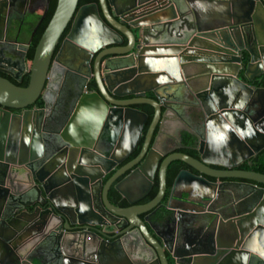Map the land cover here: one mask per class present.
<instances>
[{
  "label": "water",
  "instance_id": "1",
  "mask_svg": "<svg viewBox=\"0 0 264 264\" xmlns=\"http://www.w3.org/2000/svg\"><path fill=\"white\" fill-rule=\"evenodd\" d=\"M78 1L57 0L12 75L27 72L25 87L0 77V264H264V175L237 169L264 149V87L250 85L264 76V0ZM182 113L198 158L162 159ZM175 161L195 173L168 189ZM211 179L231 180L222 190L238 198L224 242L193 208L216 198ZM181 217L196 235L173 247L158 230Z\"/></svg>",
  "mask_w": 264,
  "mask_h": 264
},
{
  "label": "flooded vegetation",
  "instance_id": "2",
  "mask_svg": "<svg viewBox=\"0 0 264 264\" xmlns=\"http://www.w3.org/2000/svg\"><path fill=\"white\" fill-rule=\"evenodd\" d=\"M56 2L57 0H0V58L7 60V62L0 61V77L7 78L10 81L14 82L16 85L19 84L13 80L12 75H17V73L19 72L20 66L22 65L23 56L26 64L27 53L31 45V41L34 36V33L36 32L39 23L47 13L48 8L50 12L53 8H55ZM38 17H40V19H38ZM95 56L96 54L93 55L90 61L91 66ZM26 67H28L27 64ZM83 71H86V69H83ZM25 74H27V72H25L23 76ZM261 77L259 79L252 81L250 85L256 88L254 84L257 81L261 80ZM95 88L96 85L93 79H90L87 83L86 90L90 92L92 90H95ZM73 91H75L73 87L71 88L68 87V94H72ZM146 96L149 97L150 94L148 93ZM140 107L141 106H139V108ZM182 114L180 117L181 119H179L177 122H175V125H173L174 129L170 133L171 139L169 140V146L161 147L163 154L162 159L172 153H183L193 158H198L197 153L193 151V149L191 148V144L186 143L184 138H182L184 129H187L185 126V121H183L185 119L187 120V117L184 116L185 114L183 115ZM187 124L188 126H190L189 121ZM188 151L191 153H189ZM135 156L136 154L133 155L132 157H129L122 164L116 166L114 170H111L109 173L105 174L103 177V182L105 183L114 174V172L117 169L121 168L128 161H131ZM244 164L245 162L242 163L239 167H237V169L243 170L240 167L243 166ZM103 165H104L103 166L104 169H109L111 167L109 163L107 164L104 163ZM174 166H179V171L182 169H186L190 172L195 173V171H193L188 165L184 163L176 162V161L172 162L169 165L166 172V184L169 178V173ZM210 167L212 169H216L220 171L224 170L222 166L212 165ZM150 172L151 170L149 169V173ZM121 178H119L117 181H119ZM211 181L217 184V187H215L218 193L216 198L212 199L209 202H205V203L203 202L204 207L197 206L193 208L196 212H199L201 214L202 213L210 214L211 216L210 219H214L213 226L212 227L209 226V228L206 230V238L208 239L212 234V238L214 236V239L216 238L218 242H224L227 241V239H229L227 234L228 225L225 223L230 217L227 204L232 201L235 202V204H238V200H237L238 198L235 197V200H233L232 198L229 197L226 190H222L223 188L226 189V186L228 187L231 186L229 185V182L231 180L211 179ZM233 181L242 182V180H233ZM155 185H157L156 180L155 183L153 184L151 191L148 193L147 196H145V198L140 203H148L155 197L154 196L152 199H149ZM235 188H236L235 189L236 193L238 194L237 189L239 188L237 186ZM166 200H167V196H165V198L161 201L160 205H158L159 207L156 211L155 218L158 216L159 213L163 211L161 206L165 205ZM188 219L187 217H181L178 220V223L176 221L172 223L164 222L161 225L160 229L158 230L159 234L165 240H167L170 243V245L173 247H177L176 241H177V236L179 234L188 241L192 240L193 238H195L196 233L190 228L189 225L186 224V221ZM167 259H168V264L170 263V261H173V263L176 264L169 254H167Z\"/></svg>",
  "mask_w": 264,
  "mask_h": 264
},
{
  "label": "trees",
  "instance_id": "3",
  "mask_svg": "<svg viewBox=\"0 0 264 264\" xmlns=\"http://www.w3.org/2000/svg\"><path fill=\"white\" fill-rule=\"evenodd\" d=\"M93 2H97V0H79L78 1V5L77 7H80L82 5L88 4V3H93ZM55 6V5H54ZM53 8L50 12H49V8L47 13L45 14L44 18L41 20V22L39 23L36 32L34 33V36L32 38L31 41V45L29 47L28 53H27V57H26V64L29 66L33 57V53H34V49L35 46L40 38V36L42 35L47 23L49 22L53 12H54ZM38 19H40V17H38ZM69 30V26H67V28L65 29L61 40L65 37V35L67 34ZM246 61V58L245 60ZM28 83V73L25 74L22 78V81L18 84L21 87H25ZM256 87H264V76L261 77V80L257 81L254 84ZM38 106L41 105V102L39 101L37 103ZM140 109L145 110L148 115L149 118L151 117L152 114V110L151 108L147 107V106H141ZM149 122V121H148ZM148 122L146 124V126L148 125ZM146 128V127H145ZM184 140L186 141V143L191 144V141H189L188 137H184ZM189 152V151H188ZM191 153V152H189ZM241 169L245 170V171H253V172H257L260 174L264 175V149L262 151H260L256 156H254L253 158L249 159L248 162H245V164L243 166L240 167ZM179 171V166H174L172 168V170L169 173V178L167 181V185H168V189L173 181V178L175 177V175L177 174V172ZM105 180V179H104ZM157 192V185H155L149 199H152ZM109 199L111 200L112 203L114 204H118L120 207H126L127 203L124 201H120L118 195L115 193V191L113 189H111L110 193H109ZM169 264H174L173 261H170Z\"/></svg>",
  "mask_w": 264,
  "mask_h": 264
},
{
  "label": "clouds",
  "instance_id": "4",
  "mask_svg": "<svg viewBox=\"0 0 264 264\" xmlns=\"http://www.w3.org/2000/svg\"><path fill=\"white\" fill-rule=\"evenodd\" d=\"M238 106H239V107H243V104L238 105ZM245 134H246V133H245ZM243 135H244V134H241V136H240L241 139H243ZM220 140L226 143L227 138H226V136H222V137H220Z\"/></svg>",
  "mask_w": 264,
  "mask_h": 264
},
{
  "label": "crops",
  "instance_id": "5",
  "mask_svg": "<svg viewBox=\"0 0 264 264\" xmlns=\"http://www.w3.org/2000/svg\"><path fill=\"white\" fill-rule=\"evenodd\" d=\"M65 61V60H64ZM172 129H174V126L172 127ZM172 131V130H171ZM117 259V258H116ZM120 260V261H119ZM118 262V263H117ZM116 263L117 264H123V262H122V258H120V259H118V261H117ZM116 263H114V264H116Z\"/></svg>",
  "mask_w": 264,
  "mask_h": 264
}]
</instances>
